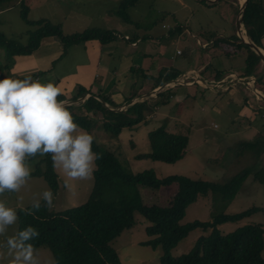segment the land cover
<instances>
[{"label":"rangeland","instance_id":"obj_1","mask_svg":"<svg viewBox=\"0 0 264 264\" xmlns=\"http://www.w3.org/2000/svg\"><path fill=\"white\" fill-rule=\"evenodd\" d=\"M34 1L30 5L31 0H24V4L28 8L27 19H43L58 24L62 32L66 34L98 27L118 37L116 42L120 44L123 40L116 33L122 35L124 32L129 33L131 31L132 24L128 26L129 23L125 24L115 14L118 0ZM240 2L241 0H217L211 3L207 0H139L134 7L124 9L127 20H135L140 24L155 21L150 31H146V34H150L151 38L148 50L149 57L146 62L155 65L161 61L168 67L167 70H171V67L175 68L177 74L174 81L168 82V85L163 87L170 90L168 101L154 107L145 116L144 124L140 123L131 129H121L117 138L113 140H108L101 130L92 129L96 140L106 144L108 149L115 154L122 167L130 172L152 169L157 177L179 174L191 179L216 182H223L247 167L262 166L264 168V146L256 156L246 145H240L241 140L254 141L259 137L258 135L264 137L263 116L259 112L253 113L251 107L244 105L240 99V94L251 98L255 95L252 91L251 82H244V84L249 83L248 89H245L241 84L243 81H240L242 78L238 77L237 72H239V65L242 63L241 55L234 57L229 55L227 58L224 53L215 54L221 48L225 52H230L233 48L226 44L216 47L210 43L212 40L217 41L221 37H231V39L234 36L237 37L234 26L236 15L234 10L235 4ZM261 3L264 7V0H261ZM3 8L0 13V32L6 38L21 44L26 43L27 31L33 30L34 26L25 24L21 19L18 0H10ZM176 26L178 27L177 33L174 29ZM133 28L136 29L134 26ZM168 28H171L170 31L173 33L169 32L168 34ZM161 29L165 30L166 35L157 37L156 33ZM240 30L241 35L246 38L242 26ZM50 39L56 42L54 46L60 48L59 42L53 38ZM205 41L207 43H204ZM107 44L104 45V50ZM122 45L130 50L127 43H122ZM79 48L81 49L82 46L79 45ZM134 50L142 51L140 45ZM78 52V46H73L65 60L51 64L52 73H62L58 69L68 68L72 64V60L79 55ZM211 52L213 53L211 54ZM115 58L117 57L115 56ZM134 58L135 60L138 58L135 53ZM11 63L5 60L3 50L0 49V66L6 65L4 69L0 67V79L5 77L23 79L26 76H31L33 80H39L43 84L54 83L51 77L44 75L46 70L42 72H40L41 70H30L21 74L23 75L22 78H15L14 73H20L15 72ZM77 63L82 64L80 61ZM127 64L129 65V62ZM260 64L264 63L261 61ZM229 67L233 71H230V74L225 73L227 69H230ZM211 68H215L223 75L220 81L215 82L214 75H208ZM155 72L156 70L148 73L155 75ZM128 76H131L132 85L126 91L123 87L125 92L122 93L121 88L118 89L119 93L114 96L117 101L122 95L136 91V87L140 84L142 85V92H146L132 98L133 101L146 96H150L149 102L154 101V99L160 102L166 98L164 93L154 98L155 93L159 90L155 92L149 90L152 81L148 77H140V71L132 69V71H128ZM121 81L122 84L123 80ZM242 87L243 89H241ZM86 96L87 94L83 97ZM250 101L247 104L253 105ZM73 102L76 103V101ZM120 108L122 106L118 107V109ZM162 123H167L166 129L168 131L187 136V144L181 158L173 163L153 161L143 157L136 158V154L145 153L149 149L147 132ZM257 147L258 145L255 146V148ZM39 157L36 156L27 160L31 170ZM53 171L57 178V189L53 193L54 206L51 210L75 206L86 199L92 181L68 180L69 186L66 187L67 177L59 169L53 168ZM46 188L48 186L41 177H30L28 184L20 192H5L1 195V200L9 207L14 204L16 210L32 204L34 196L42 193ZM174 190V183L157 189L138 187L140 199L146 205H165ZM253 205L264 207V184L256 182L249 175L229 202L216 201L211 198L210 194L198 196L194 202L186 206L180 221L184 223L193 219L210 220L214 214L220 211L233 213ZM262 218V213L255 211L238 221L220 223L216 225V228L221 233H225L246 223H260ZM146 224V220L140 214L134 213L131 227L123 229L111 240L110 245L115 249L121 264H159V246L152 248L149 245L139 243L148 239L144 233ZM15 230L16 225L9 230V234L11 235ZM205 233L206 231L199 228L190 230L170 249V254L177 256L186 252L195 238ZM262 238L264 243V234ZM2 239L0 238V240ZM37 249L42 260L51 259L53 261L46 248L39 247ZM262 256L264 257V249ZM0 264H8V261L0 260Z\"/></svg>","mask_w":264,"mask_h":264},{"label":"trees","instance_id":"obj_2","mask_svg":"<svg viewBox=\"0 0 264 264\" xmlns=\"http://www.w3.org/2000/svg\"><path fill=\"white\" fill-rule=\"evenodd\" d=\"M138 1L119 0L115 14L121 18L122 22L146 30L153 26L154 20L150 19L152 21L140 24L135 20L125 19L124 9L134 7ZM9 2L10 0H0V8L5 7ZM18 5L21 19L25 24L34 26V29L27 31L28 37L24 44L6 38L0 32V49L3 50L4 58L9 63L12 62L13 57L29 55L46 38H53L59 42L61 51L58 58L72 44L97 40L102 45L117 38L111 32L98 27L66 34L62 32L58 24L43 19H27L28 8L24 0H18ZM237 8L236 3L234 12ZM240 24L247 39L264 52V7L261 0H246L241 12ZM174 29L178 30V27ZM170 33L173 32L170 31ZM142 35L146 38V31ZM136 37L131 34L126 38L122 36L121 39L133 42ZM218 40L232 46L233 49L226 54L243 53V66L238 77L245 80L251 78L256 90L263 95L264 99V64H260L258 55L246 44L240 42L236 36L232 39L227 37ZM213 42V44L217 43L216 40ZM5 66L1 65V68L4 69ZM140 73V77H148L152 81L149 90L173 80L177 74L176 71L165 68L156 70L155 75L143 74L141 71ZM22 77L15 76V78ZM214 77L215 82L219 81L221 73L217 72ZM141 86V84L138 85L134 92L122 95L118 101L114 96L111 98L99 92L94 93L80 84L75 85V91L72 94L62 93L58 97L59 100L68 102L65 106L72 114L74 121L94 136L93 151L98 153L101 159L96 161L97 170L94 172V180L83 202L61 210L45 208L43 201L38 211L32 209V204L17 208L19 221L16 229L23 230L29 225L35 228L39 236L31 243L36 248H46L55 264H121L110 242L123 229L131 227L133 214L138 213L147 222L144 233L148 237L139 243L152 248L159 246V264H264L262 256L264 207L253 205L233 213L220 211L210 220L193 219L184 223L180 221L186 206L194 202L198 196L210 194L212 199L227 203L249 175L256 182L264 184L262 166L247 167L223 182L191 179L179 174L157 177L152 169L128 171L121 166L115 154L104 142L96 140L92 129L101 130L108 140H113L117 138L121 129H131L140 123L144 124L145 116L154 107L168 101L170 90L162 88L155 93L154 98L164 93L166 98L163 101L154 99L149 102L150 96H146L129 102L132 98L146 92H142ZM86 94L87 96L83 97ZM80 98L81 100L78 101ZM260 99L256 98L261 102ZM242 102L247 106L246 98ZM261 105L252 110L259 112L264 121L263 102ZM120 106H122L121 109L114 110ZM166 124L162 123L147 132L149 149L145 153L136 154V158H149L164 163H173L181 158L187 144V136L168 131ZM258 136L254 141L241 140L240 145H246L258 156L259 150L264 146V137ZM256 145H258L257 148H255ZM37 156L40 157L34 164L30 177H41L54 193L57 189V178L53 171L51 157L39 154ZM172 183L175 184V190L165 205L142 203L138 187L157 189ZM255 211H260L263 215L260 223H246L225 233H221L216 228V225L220 223L238 221ZM194 228H199L206 233L198 235L186 252L177 256L171 255L170 249Z\"/></svg>","mask_w":264,"mask_h":264},{"label":"clouds","instance_id":"obj_3","mask_svg":"<svg viewBox=\"0 0 264 264\" xmlns=\"http://www.w3.org/2000/svg\"><path fill=\"white\" fill-rule=\"evenodd\" d=\"M61 94L59 86L43 84L31 76L0 79V195L18 193L26 187L32 171L27 160L38 154L51 157L53 168L67 177L66 187L68 180H94L96 161L101 159L93 151L95 138L74 121L66 101L58 99ZM41 201L45 208L54 206L50 187L34 196L32 209L38 211ZM18 221L16 210L0 200V260L8 264H55L51 259L42 260L31 243L39 236L32 226L9 234Z\"/></svg>","mask_w":264,"mask_h":264},{"label":"crops","instance_id":"obj_4","mask_svg":"<svg viewBox=\"0 0 264 264\" xmlns=\"http://www.w3.org/2000/svg\"><path fill=\"white\" fill-rule=\"evenodd\" d=\"M34 2H35L34 0H31V2L29 3L31 5ZM208 2L211 3L214 1H208ZM3 9L4 8H0V13L3 11ZM127 25L130 26L131 24H127ZM132 28L133 26L131 25L130 28L131 31H129V33L124 32V34L122 35L116 33V35H118L120 38L124 35L129 36L131 34L137 36L133 42H127L122 39L123 40L122 43H127V46L130 48V50H128L126 46L122 45V43L119 44L118 42H116L119 39L118 37L114 40L107 42L108 44L105 43L102 45L99 44L97 40H86L68 46L65 49L64 53L62 54V56L58 58L61 48H59V46H54V44H56L55 41L51 40L50 38H46L42 40L39 46L37 47V49L32 51L29 55L13 57L11 67L15 69V72L20 73V74L14 73V76H23L21 74L29 72L30 70L32 71L46 70L44 75H48V77H51V79L54 81L53 84L59 86L63 94L64 93L72 94L75 91V85L80 84L84 88H89V90L94 93L99 92L105 95L110 94L109 96L112 98L113 96L116 95V93H119L118 92L119 88H121V93H122L124 91L123 87H125V91H126V89H128L130 85H132V81H130L131 76H128V71L130 70L132 71V69H134V71H141L143 74L148 75L149 74L148 72L150 71L159 70L160 68H165V69L168 68L166 65L162 64L161 61L157 62L155 65H151L150 63L146 62L149 57L148 50H149V42L151 38H150V34H147L146 38H143L142 34L144 31H150L151 28L146 30H142L139 28L136 29H132ZM170 29L171 28H168V34L170 32ZM164 31H165L164 29L158 31V33H156L157 37L163 34L166 35ZM175 32L177 33V29ZM208 42L210 41L208 40ZM216 42H217L216 44H213L214 42L212 40L210 43L212 46H216V47L225 44L223 41L220 40H217ZM204 43H207V41H205ZM106 44L108 47L106 46L104 50V45ZM79 45L82 46L81 49L79 48ZM138 45L141 46L142 51L134 50L135 47H137ZM73 46L74 47L78 46L79 52L77 54L79 55L72 60V64H70L68 68L65 67L58 69L59 71H62V73L60 74L52 73L53 70L52 63L57 64L59 60L60 62L63 59L65 60L67 56L70 54V51ZM212 50L213 48L211 49V51ZM218 52L224 53L227 58L229 56L222 48L219 51H217L215 54H217ZM134 53L137 54L138 56L136 60L134 58ZM212 53L213 52H211V54ZM240 55H241L242 63L241 65H239L240 68L238 70L239 72H237L238 75L241 73V69L243 66V53L239 52L232 55V57L240 56ZM115 56L117 58H115ZM78 61H80L82 64H78L77 63ZM127 62H129V65L127 64ZM229 68L230 69H227V72L225 73L230 74L233 71L231 70V67ZM171 69L175 71V68L173 69L171 67ZM208 72H209L208 75H215L218 71H216L215 68H211ZM222 77L223 75L221 74V78ZM242 79L243 82H241V84L245 89H248L249 83L244 84V82H251L252 79L251 78H248L247 80H245V78ZM121 80H123L122 84H121L122 82ZM203 80L205 81V79ZM243 87L241 89H243ZM244 98H246L247 102L251 100L250 102L253 103V105L247 104L248 106L251 107V110L254 109L255 107H261V102H263L264 104V101L262 99H260L261 102L256 100L257 98L256 95H254L251 98L250 96H245L240 94L241 101ZM253 113H255V111H253ZM1 199L2 197L0 195V200ZM10 207L15 208V205L11 204Z\"/></svg>","mask_w":264,"mask_h":264},{"label":"water","instance_id":"obj_5","mask_svg":"<svg viewBox=\"0 0 264 264\" xmlns=\"http://www.w3.org/2000/svg\"><path fill=\"white\" fill-rule=\"evenodd\" d=\"M207 1H215V0H207ZM245 3H246V0H244L243 2H240L238 4V9L236 11V15H235V18H234V26H235V32L237 34V37L239 39L240 42L246 44L255 54L258 55L260 61H262L264 63V52L262 51V49H260L259 47H257L256 45H254L251 41H249L246 38H244L242 35H241V24H240V16H241V12L243 11L244 7H245ZM243 33H244V30H243ZM172 81V80H171ZM174 81V80H173ZM240 81H243V79H240ZM170 82V81H169ZM252 82V81H251ZM166 85H168V82L166 83H163L159 86H157L156 88H154L152 90V92H155L156 90H160L162 89L163 87H165ZM251 87H252V91L253 93L258 97V98H261L263 101V95H260L257 91H256V88L254 86L253 83H251ZM129 102H133V100L131 99ZM121 109V108H120ZM114 110H118V108L114 109Z\"/></svg>","mask_w":264,"mask_h":264},{"label":"built area","instance_id":"obj_6","mask_svg":"<svg viewBox=\"0 0 264 264\" xmlns=\"http://www.w3.org/2000/svg\"><path fill=\"white\" fill-rule=\"evenodd\" d=\"M123 37H125L126 38V36L124 35ZM175 81H177V80H175Z\"/></svg>","mask_w":264,"mask_h":264},{"label":"bare ground","instance_id":"obj_7","mask_svg":"<svg viewBox=\"0 0 264 264\" xmlns=\"http://www.w3.org/2000/svg\"><path fill=\"white\" fill-rule=\"evenodd\" d=\"M244 0H241V2H243Z\"/></svg>","mask_w":264,"mask_h":264}]
</instances>
